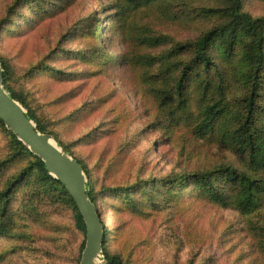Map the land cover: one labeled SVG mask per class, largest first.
Returning <instances> with one entry per match:
<instances>
[{
    "label": "rangeland",
    "instance_id": "obj_1",
    "mask_svg": "<svg viewBox=\"0 0 264 264\" xmlns=\"http://www.w3.org/2000/svg\"><path fill=\"white\" fill-rule=\"evenodd\" d=\"M218 2L129 10L125 0H0V60L9 65L10 85L89 171L107 253L121 264H264V205L245 215L176 183L222 168L250 173L246 158L194 134L151 91L162 57L220 22L212 14ZM242 12L264 18V0H242ZM160 37L162 44L145 42ZM211 56L218 68L237 63L222 62L214 49ZM150 57L161 60L149 66ZM227 87L228 105L243 114L244 88L234 80ZM258 92L263 105L264 82ZM1 163L0 193L24 170L26 180L0 216L7 231L0 264H80L85 236L73 211L46 194L31 158L16 156L2 130ZM214 183L230 193L220 175Z\"/></svg>",
    "mask_w": 264,
    "mask_h": 264
},
{
    "label": "trees",
    "instance_id": "obj_2",
    "mask_svg": "<svg viewBox=\"0 0 264 264\" xmlns=\"http://www.w3.org/2000/svg\"><path fill=\"white\" fill-rule=\"evenodd\" d=\"M167 3H170V0H125L129 10L152 6L161 8ZM218 3L220 9L212 11V14L220 22L194 41L176 44L162 57L163 62L159 66L157 82L154 84L160 83L151 91L159 108L169 109V113L177 117V122L182 123L194 134L211 142L228 144L236 153L246 158L250 171L239 173L231 168H222L215 173L197 172L180 176L176 183L180 186L187 184L203 195L209 203L221 208L232 207L246 215L264 205V104L258 103V91L264 82V18H253L242 12V0H219ZM145 42L159 45L165 42V38H151ZM211 49L221 55L224 60L221 61L224 63L236 59V65L230 70L218 68L212 60ZM182 56H187L186 60L169 62ZM159 60L161 59L150 57L149 66ZM0 64L3 70V86L7 93L26 109L27 117L35 123L41 134L52 136L26 105L24 98L12 89L9 65L2 60ZM212 72L214 75H211ZM233 80L245 90L242 98L243 114L233 111L227 103L228 82ZM0 130L13 146L16 156L31 158L30 167L41 180V187L48 196L52 195L56 201L62 202L73 211L76 227L85 236L84 221L66 189L47 174L41 160L32 155L1 121ZM55 140L65 154L73 157L82 166L88 178L87 196L96 205L97 213L101 217L100 210L103 207H99V194L95 191L89 171L73 156L68 146L60 143L56 137ZM0 167L3 168V163ZM23 175L25 170L7 183L5 190L0 193L1 219L5 218L9 196L25 182ZM219 175L224 179V183L231 187L230 193L215 185L214 180H218ZM122 194L127 195L125 189ZM103 212L107 216V212ZM104 233L106 240L102 249L103 264H121L117 256L107 253L109 233L105 227ZM1 234H7V231L0 225ZM84 242L85 239L82 249Z\"/></svg>",
    "mask_w": 264,
    "mask_h": 264
},
{
    "label": "water",
    "instance_id": "obj_3",
    "mask_svg": "<svg viewBox=\"0 0 264 264\" xmlns=\"http://www.w3.org/2000/svg\"><path fill=\"white\" fill-rule=\"evenodd\" d=\"M0 121L32 155L41 160L47 174L58 181L72 198L85 225L80 264H99L106 235L97 207L87 196L88 178L82 166L65 154L51 136L41 134L27 117L24 107L7 93L1 64Z\"/></svg>",
    "mask_w": 264,
    "mask_h": 264
}]
</instances>
